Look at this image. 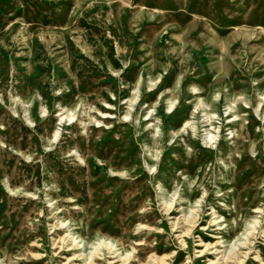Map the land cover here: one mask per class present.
Returning a JSON list of instances; mask_svg holds the SVG:
<instances>
[{
    "label": "rangeland",
    "instance_id": "374dc122",
    "mask_svg": "<svg viewBox=\"0 0 264 264\" xmlns=\"http://www.w3.org/2000/svg\"><path fill=\"white\" fill-rule=\"evenodd\" d=\"M102 239L264 264V0H0V264Z\"/></svg>",
    "mask_w": 264,
    "mask_h": 264
},
{
    "label": "bare ground",
    "instance_id": "6f19581e",
    "mask_svg": "<svg viewBox=\"0 0 264 264\" xmlns=\"http://www.w3.org/2000/svg\"><path fill=\"white\" fill-rule=\"evenodd\" d=\"M210 138H213L212 136ZM209 138V139H210ZM76 242V240H74V243ZM75 248H77L78 250L80 249L79 244H74L73 245ZM96 251L92 252L91 254H89L88 256H90V258L85 257L82 253H80L79 255L76 256V258H79L82 256V262H85V264H96L95 259L98 256V252L100 251L102 253H105V251H111L112 249L114 250V252H117L116 250V245H114L113 242H107L104 239L99 240L98 243L96 244ZM235 253H233L234 255ZM231 255V254H230ZM229 255V257H230ZM130 254L125 255V257L121 258V262L120 264H132L130 261ZM227 259V258H226ZM227 261V260H226ZM225 264H228L227 262Z\"/></svg>",
    "mask_w": 264,
    "mask_h": 264
}]
</instances>
